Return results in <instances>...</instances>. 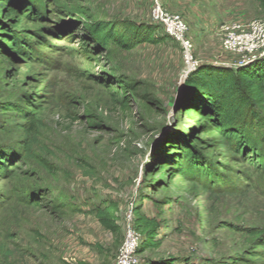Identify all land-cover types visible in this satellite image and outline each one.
Listing matches in <instances>:
<instances>
[{"label":"rangeland","instance_id":"obj_1","mask_svg":"<svg viewBox=\"0 0 264 264\" xmlns=\"http://www.w3.org/2000/svg\"><path fill=\"white\" fill-rule=\"evenodd\" d=\"M19 1L36 38L0 57V264H264V91L237 129L252 164L186 111L184 48L154 0ZM160 4L196 69L264 79L262 50L224 45L233 22L264 32V0ZM100 22L122 25L104 43Z\"/></svg>","mask_w":264,"mask_h":264},{"label":"trees","instance_id":"obj_2","mask_svg":"<svg viewBox=\"0 0 264 264\" xmlns=\"http://www.w3.org/2000/svg\"><path fill=\"white\" fill-rule=\"evenodd\" d=\"M33 10L32 5L26 1L0 0V38L2 37L0 57L3 59L13 62L16 55L25 57V49L30 47L26 40L36 38V34L29 33L26 28H21L20 32L19 27L35 21ZM120 25L121 22L107 24L100 22L97 23L95 32L99 36H105L103 42L106 43L113 37L115 27ZM127 25L126 33L133 36L138 25L131 23ZM163 33L170 37L164 31ZM222 73L219 70L204 71L198 68L188 74L184 83V96H191L194 101L186 106V111L193 116H201L206 128L235 141L236 149L245 155L246 160L256 164L258 158L253 160V150L248 148L247 140L242 138L237 129L245 128L249 123L246 118L249 110L258 109L257 98L261 99L264 91V79L256 77L253 72L229 70L224 76ZM110 87L114 89L113 85ZM246 90L257 93V96L246 97L244 95ZM35 123L36 116L28 119L26 130L33 129Z\"/></svg>","mask_w":264,"mask_h":264},{"label":"built area","instance_id":"obj_3","mask_svg":"<svg viewBox=\"0 0 264 264\" xmlns=\"http://www.w3.org/2000/svg\"><path fill=\"white\" fill-rule=\"evenodd\" d=\"M151 17L154 22L159 24L163 31L172 38L179 40L184 48V58L188 64L194 62L190 61V47L189 40L184 38L186 25L178 16H170L161 9L160 0H154V7L151 10ZM227 31L224 39L225 48L232 51L239 52H254L262 50L260 55L256 58L264 56V32L262 25L259 22H249L241 24L233 22L226 25Z\"/></svg>","mask_w":264,"mask_h":264},{"label":"water","instance_id":"obj_4","mask_svg":"<svg viewBox=\"0 0 264 264\" xmlns=\"http://www.w3.org/2000/svg\"><path fill=\"white\" fill-rule=\"evenodd\" d=\"M198 67L197 62H194L190 64V66H187L185 73L183 74V78L186 77L190 72L194 71Z\"/></svg>","mask_w":264,"mask_h":264},{"label":"bare ground","instance_id":"obj_5","mask_svg":"<svg viewBox=\"0 0 264 264\" xmlns=\"http://www.w3.org/2000/svg\"><path fill=\"white\" fill-rule=\"evenodd\" d=\"M188 66H190V64H188Z\"/></svg>","mask_w":264,"mask_h":264}]
</instances>
